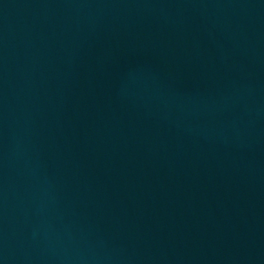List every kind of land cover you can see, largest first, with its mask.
<instances>
[{"label": "water", "instance_id": "obj_1", "mask_svg": "<svg viewBox=\"0 0 264 264\" xmlns=\"http://www.w3.org/2000/svg\"><path fill=\"white\" fill-rule=\"evenodd\" d=\"M0 264H264V0H0Z\"/></svg>", "mask_w": 264, "mask_h": 264}]
</instances>
